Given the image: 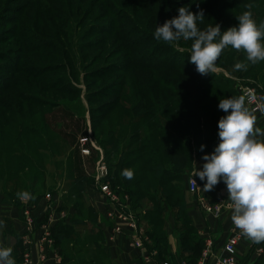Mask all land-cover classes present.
Wrapping results in <instances>:
<instances>
[{
  "label": "rangeland",
  "instance_id": "obj_1",
  "mask_svg": "<svg viewBox=\"0 0 264 264\" xmlns=\"http://www.w3.org/2000/svg\"><path fill=\"white\" fill-rule=\"evenodd\" d=\"M137 1L0 0V195L20 202L21 198L29 195L32 198L30 193L34 178L39 184H42L43 178L44 188L40 192L52 193L51 202L58 201L60 197L63 199L58 208L65 214L62 220L74 215L81 218V210L93 205L97 227L102 231L105 243L107 234L113 228V220L106 216L109 202L100 190L98 164L101 160L106 163L112 184L109 165L119 161L121 152L129 146L134 128L129 129L132 117L121 116L115 125H120L122 140L113 147L102 143L107 138L106 132H102V125L95 124V129L92 128L94 118L99 116L95 114L92 118V109L102 107L104 102L95 94L101 91L104 83L114 81L118 74L109 78L102 76L127 63L124 49L117 48L115 40H105L104 35H100L111 25L109 13L116 12L115 19L121 21L119 26L122 28L139 27L140 30H151L153 34L157 24L162 25L167 19L177 16L181 6H190L192 12L200 6L199 11L203 10L205 14L203 23H198L202 29L219 23L221 30H226V26L238 23L236 16L244 11H250L258 24L264 22V0H253L255 4L252 0H159L161 3L150 7L151 12L142 7L141 13L136 12ZM101 42L105 44L101 45ZM191 43V40L180 39L173 46L190 51ZM245 57L242 49L237 51L228 46L218 58L215 71L205 75L217 76L223 83L215 86L230 89L235 97L242 96V85L256 84L264 88V61L251 64ZM238 61L247 63V69L236 70L234 64ZM189 65L195 68L194 64ZM170 76L179 82V86L185 85L179 79L182 74L174 72ZM207 77L203 81L209 80ZM227 78L230 81H226ZM223 115L225 113L219 110L216 114L218 121ZM217 125L218 122L208 126V129L203 124L200 127L198 140L192 142L195 153L193 170L196 156L211 153L219 143ZM150 127L154 129L156 123L150 122ZM151 141L154 142L153 139ZM201 144L205 145L203 151L200 150ZM25 148L35 151L38 168L23 169L21 154ZM126 153L130 160L136 156L131 150ZM111 170L113 172L114 168ZM39 171L42 175L38 177ZM82 178L85 181L81 187L76 181H82ZM186 179L180 190L188 201L191 197L186 193ZM153 180L149 170L142 186L154 183ZM142 186L139 184V187ZM113 188L122 195L117 187ZM125 193L129 195L127 191ZM158 196L151 195V201L160 198L159 205L168 211L165 218L171 220V215L175 223L178 210L166 204L161 195ZM153 201L145 200L143 208L155 207ZM130 208L137 210L132 204ZM143 208L140 209L144 211ZM142 222L147 228V221L142 219ZM182 222L184 220L180 219L179 227ZM68 236V239L60 241V251L68 260L67 264H82V257L91 260V264H99L96 257L100 254L98 246L104 243L99 234L91 233L89 226L74 223ZM126 238L131 244L128 234ZM246 245L243 244L244 247L239 250L240 264H250L253 253L260 248L264 251L263 242L253 243L248 250ZM153 250L158 251L154 244ZM246 250L249 254L244 256ZM181 252L183 257L184 252ZM262 256L256 264H264V253Z\"/></svg>",
  "mask_w": 264,
  "mask_h": 264
},
{
  "label": "trees",
  "instance_id": "obj_2",
  "mask_svg": "<svg viewBox=\"0 0 264 264\" xmlns=\"http://www.w3.org/2000/svg\"><path fill=\"white\" fill-rule=\"evenodd\" d=\"M154 3L161 2L159 0H138L136 12L141 13L142 7L148 8L151 12L150 7ZM252 3L255 4L253 0ZM199 9L200 6L194 10V13ZM115 13V11L109 13L112 17L111 25L100 35L103 34L105 40H115L118 43L117 48L124 49L127 53L126 60H124L127 63L102 76L109 78L110 75L118 74L114 81L104 83L99 91L100 94H98L99 92L95 94L97 99H104V102L102 107L92 109V118L95 114L99 115L97 119L94 118L92 128L95 129V124L102 125V132H106L107 135L102 143L113 147L119 140H122L123 134L119 130L120 125L115 124L118 123L121 116L132 117L130 120L133 123H130L129 129L134 128L131 130L132 138L128 143L129 146L123 149L118 162L109 163L112 185L117 187L120 193L124 191L129 193L133 208H143L145 200L153 201L150 199L151 195H161L166 199V204H171L172 208L177 209L179 213L175 217V234L178 237L181 250L191 253V256L186 257V263L196 264L200 258L203 241L197 236L196 228L188 216L192 208L188 206L186 197L180 190V185H185L186 177H189L193 171L192 162L195 153L192 142L198 140L200 127L203 124V127L207 128L218 122L216 114L220 110L218 108L219 100L233 96L234 92L215 86L222 80L217 76L214 78V74L208 77L206 75L197 76L196 68H191L189 65L190 51L179 50L173 44L155 39L151 30H140L139 27L136 29L134 27L122 28L119 26L121 21L115 19ZM102 44L105 42H101ZM174 72L182 74L179 79L185 85L179 86V82L173 80L170 74ZM205 77L209 80L203 81ZM226 81H230L229 78ZM150 122L156 123L154 129L150 127ZM139 139L140 141H138ZM155 139L161 142H156ZM128 148L136 155L133 160H130L126 153L129 151ZM34 152L28 151L27 148H25V152H22L23 169L38 166ZM133 167L135 169L132 171V178H125L122 173L125 170L131 171L130 169ZM111 168H114L113 172ZM149 170L154 176V183H144L145 185L142 186ZM37 174L39 177L42 172L39 171ZM81 180L75 181L78 186L82 187L85 179ZM174 181H177V184H174ZM139 184L142 187H139ZM42 188H44L43 178L42 184L37 183L34 178L30 193L34 200L43 195V192H40ZM159 200L161 199L155 198V202L153 201L155 207L143 208L145 211L143 218L147 221L146 231L154 241V247L158 250V258L161 261L167 260L175 264L168 241L167 224L170 218H165L168 211L159 205ZM3 201L20 204L17 199L7 196H4ZM93 208V205H90L86 210H81V218L74 215L67 218L70 221L67 219L58 220L53 227L55 244L60 246V241L63 242L69 238L68 235L72 231L74 223H82L86 227L89 226L91 233L99 234L104 241L98 246L100 249L99 256H96L99 260L98 263L106 264L105 258H107V264H112L104 235L97 227V217L95 210L93 213ZM170 217L172 216L170 215ZM180 219L184 220L181 228L179 227ZM262 242L264 243V241ZM261 258H263L262 255L254 263L256 264ZM80 259L82 264H91V260H86L84 257ZM67 262L68 260L63 257V264H67Z\"/></svg>",
  "mask_w": 264,
  "mask_h": 264
},
{
  "label": "clouds",
  "instance_id": "obj_3",
  "mask_svg": "<svg viewBox=\"0 0 264 264\" xmlns=\"http://www.w3.org/2000/svg\"><path fill=\"white\" fill-rule=\"evenodd\" d=\"M248 7H251L249 5ZM203 10L192 12L189 7L178 8V15L157 24L154 38L168 44L191 40L189 62L202 75L213 73L222 51L231 46L243 50L246 61L256 64L264 61V22L259 24L250 11L236 16L238 23L221 30V25L209 24L200 28ZM248 64L236 62V70H246ZM218 108L225 115L218 121L219 143L211 153H204L202 167L192 176L203 181L207 192L221 181L226 185L231 202V221L241 233L254 243L264 241V130L256 124L243 96L220 99ZM205 145L201 144L203 151ZM122 175L131 179L132 171ZM4 221L0 220V229ZM13 249L0 242V264H16Z\"/></svg>",
  "mask_w": 264,
  "mask_h": 264
},
{
  "label": "built area",
  "instance_id": "obj_4",
  "mask_svg": "<svg viewBox=\"0 0 264 264\" xmlns=\"http://www.w3.org/2000/svg\"><path fill=\"white\" fill-rule=\"evenodd\" d=\"M241 87V94L245 98L250 111L264 116V88L256 84H247ZM84 151L90 153L89 150ZM97 171L99 173L98 178L101 181L100 190L103 197L111 204L108 203L106 210V216L113 220L111 231L116 235L128 234L130 236L131 246L140 252L143 264H173L167 260H158V251L153 250L152 239L149 237L142 222L145 212L141 209L132 210L130 208V196L125 191L120 195L112 187L108 178V167L103 160L99 162ZM187 191L195 197L196 204L202 207L204 213L213 216L215 219H220L227 214L231 215V202L227 199L226 186L222 194L214 199H209L202 193V187L197 178L191 176L187 179ZM45 197L52 200V193H47ZM21 200L24 203L21 213L26 227V233L21 238L25 246L22 264H37L32 257L31 246L38 244L42 259L48 255L49 248L55 243L52 219L38 224L36 215L33 213V207L30 205L32 203L30 195L21 198ZM64 216L62 214L60 219H63ZM245 238L231 221L229 236L224 243L222 252L214 257L211 262L206 257L207 254H205L196 264H239L238 247L244 242ZM257 253L262 254L264 251L260 248ZM180 264L187 263L182 262Z\"/></svg>",
  "mask_w": 264,
  "mask_h": 264
},
{
  "label": "crops",
  "instance_id": "obj_5",
  "mask_svg": "<svg viewBox=\"0 0 264 264\" xmlns=\"http://www.w3.org/2000/svg\"><path fill=\"white\" fill-rule=\"evenodd\" d=\"M252 114L256 117V124L261 127L262 130H264V116L254 113ZM196 158L197 161L195 165L197 167H202L204 161L201 155L196 156ZM196 178L202 187V193L207 198L214 199L224 192L226 185L222 181L214 186L213 189L204 192V182L201 181L199 177ZM47 193L41 195L40 197H36L35 200L34 198H31L32 203L30 205L33 207V213L36 215L38 224L52 219V224L54 227L57 221L60 219V216L63 214V212L58 211V208H60L62 205L63 199L61 200L60 197L58 201L51 202V200L46 199L45 197ZM188 195L191 197L190 200L187 201L188 206L192 208V210L188 213V216L196 228L197 236L203 241V248L199 259L207 254L206 257L211 262L214 257L222 252L224 243L229 236L231 215L227 214L220 219H215L213 216L203 212L202 207L196 204L195 197L192 194L188 193ZM3 199L4 196L0 195V220L4 221V227L0 229V242L11 247L13 249L12 255L16 261V264H22L25 246L21 238L23 234L26 233V227L23 223V216L21 213L24 203L21 201L20 204H17L15 202L3 201ZM167 231L169 248L173 254L175 264H180L182 262L186 263V257L191 256V253L183 251V257H181L182 250L180 248L178 237L175 234L174 221L172 220V217L171 220L169 219V223L167 224ZM107 239V251L112 264H143L140 252L131 246L130 242L126 238V235H116L113 233V231H111L107 234ZM253 243L254 242H252L250 239L245 238L244 242L238 247V257L240 248L244 247L243 244H247L246 248L248 250V248H250L249 246H251ZM31 250L32 257L37 264H63V256L60 251V246L56 244L49 248L48 255L43 259L40 256L38 244L32 245ZM247 250L244 253V256L249 254ZM260 255L262 254H258L257 252L253 253L251 257L249 256V263L251 264L255 262Z\"/></svg>",
  "mask_w": 264,
  "mask_h": 264
}]
</instances>
